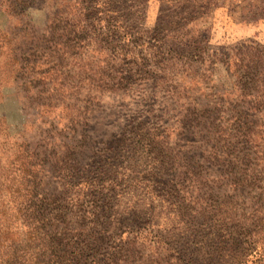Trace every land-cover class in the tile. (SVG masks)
Returning a JSON list of instances; mask_svg holds the SVG:
<instances>
[{
	"label": "rangeland",
	"instance_id": "1",
	"mask_svg": "<svg viewBox=\"0 0 264 264\" xmlns=\"http://www.w3.org/2000/svg\"><path fill=\"white\" fill-rule=\"evenodd\" d=\"M246 45L264 48V0H0V183L31 164L25 200L48 204L10 253L248 264L264 237V99L237 120Z\"/></svg>",
	"mask_w": 264,
	"mask_h": 264
},
{
	"label": "trees",
	"instance_id": "2",
	"mask_svg": "<svg viewBox=\"0 0 264 264\" xmlns=\"http://www.w3.org/2000/svg\"><path fill=\"white\" fill-rule=\"evenodd\" d=\"M253 50L255 48H252V46L246 45L243 47L241 58H239L240 64L237 66L236 71V80L238 85H241V90L239 94H234V97L237 96L235 98L237 105L234 108L235 117L238 121L246 120L247 123H249L248 118L252 117L251 114L257 113V105H262L258 101L264 99V48H260L258 53H253ZM256 74L258 81L254 79ZM256 82L263 88L254 93L252 87ZM242 135L250 136L251 139L253 138L252 144L256 143L255 138L248 130H245ZM17 165L19 166H13V168L11 167L12 170L7 171L6 179L2 180L6 181V184L0 183V264H21L24 257L10 253V248L13 247L16 241L21 245L23 244V238L20 237V239L15 240V236L26 237L25 234L27 233L36 235L46 228L44 218L48 204L42 200H36L29 207L23 195V192H25L23 185L28 176L33 181H38L36 173L30 171L31 168L35 167L31 164L27 166L21 161ZM36 186L34 187L35 190ZM29 209H32L31 213ZM45 219H47V216ZM49 219L52 221L57 220L56 216L53 215L49 216ZM52 227L53 225H51ZM247 245L249 251L248 264H264V237L257 236Z\"/></svg>",
	"mask_w": 264,
	"mask_h": 264
}]
</instances>
